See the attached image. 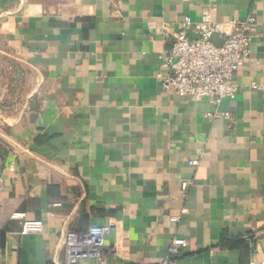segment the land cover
Masks as SVG:
<instances>
[{
	"label": "crops",
	"instance_id": "0c3cea01",
	"mask_svg": "<svg viewBox=\"0 0 264 264\" xmlns=\"http://www.w3.org/2000/svg\"><path fill=\"white\" fill-rule=\"evenodd\" d=\"M203 11L256 17L219 104L157 78L162 24ZM0 176V264H64L63 235L91 225L106 264H159L175 236L166 264L264 262V0H0Z\"/></svg>",
	"mask_w": 264,
	"mask_h": 264
},
{
	"label": "built area",
	"instance_id": "2783aa9c",
	"mask_svg": "<svg viewBox=\"0 0 264 264\" xmlns=\"http://www.w3.org/2000/svg\"><path fill=\"white\" fill-rule=\"evenodd\" d=\"M226 25L215 21L210 11H203L199 20L185 17L182 27L172 30L169 23H163L164 35H172L174 43L162 54L161 70L157 73L161 88L170 93L190 95L198 99H208L219 104L225 98H234L237 84L235 72L251 58V40L256 28V17L249 15L244 20H231ZM219 33L223 39L221 45L211 40L213 33ZM190 181L182 183L186 190ZM5 185L0 176V192ZM22 218V233L39 232L43 230L41 220H30L25 214L17 213ZM178 221L179 217H171ZM109 227L91 225L86 230L71 229L63 235L64 264H79L85 259H94L96 264H106V235ZM188 241L184 237L175 236L172 239L170 254L166 264ZM250 264H264V262Z\"/></svg>",
	"mask_w": 264,
	"mask_h": 264
},
{
	"label": "water",
	"instance_id": "95a60500",
	"mask_svg": "<svg viewBox=\"0 0 264 264\" xmlns=\"http://www.w3.org/2000/svg\"><path fill=\"white\" fill-rule=\"evenodd\" d=\"M219 33H217V32H215V33H213L212 34V36H211V40L213 41V42H215L217 45H221L222 43H223V39L221 40V42H218V38H219Z\"/></svg>",
	"mask_w": 264,
	"mask_h": 264
}]
</instances>
